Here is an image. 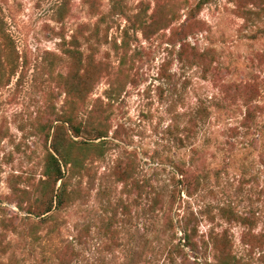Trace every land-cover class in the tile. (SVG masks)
<instances>
[{
	"label": "rangeland",
	"instance_id": "1",
	"mask_svg": "<svg viewBox=\"0 0 264 264\" xmlns=\"http://www.w3.org/2000/svg\"><path fill=\"white\" fill-rule=\"evenodd\" d=\"M142 2L152 12L156 0H0V26L25 64L0 90L3 264H218L205 245L211 231L234 264H264V10L216 0L147 40L131 29ZM127 30L125 88L109 100L103 78L75 104L64 86L74 62L63 49L73 46L63 39L76 36L118 80ZM184 43L194 64L179 60ZM253 83L247 105L252 96L240 92ZM102 101L110 135L86 167L67 173L64 206L44 219L22 210V200L26 209L41 200L57 113L90 123ZM185 220L198 228L204 259L183 245Z\"/></svg>",
	"mask_w": 264,
	"mask_h": 264
},
{
	"label": "trees",
	"instance_id": "2",
	"mask_svg": "<svg viewBox=\"0 0 264 264\" xmlns=\"http://www.w3.org/2000/svg\"><path fill=\"white\" fill-rule=\"evenodd\" d=\"M216 0H156L155 6L151 11V6L142 2L139 6V11L132 17L131 29L135 34L142 33L144 38L151 40V37L162 31H167L171 26L178 22L182 18L183 11L186 12L190 20L196 19V17L201 13L203 8L209 4L214 3ZM237 3L243 5L246 9L247 6H251L258 10H264V0H236ZM248 7V8H249ZM181 28H176L173 33ZM124 43L122 46H117V49L123 50V54L119 58L120 69L116 72L120 75V79H115L111 77L112 72L108 69L102 71V61L99 59L97 53H91L89 55L85 54L80 48H77L79 40L76 36L71 37V41L63 39V46L66 44L73 46V49L65 48L63 49L64 54L68 60L74 62L73 69L69 74H66V82L64 86L66 87V93L69 99H73L75 104H83L86 98L94 90L103 78H107L109 81V89L106 91L107 98L113 100L116 93L122 92L125 88L127 82H122V79L130 78L129 68L127 67L129 59V51L127 47L129 46V33L128 30L124 33ZM184 41L182 40V43ZM176 46V45H174ZM188 45H182L179 51V60L182 63L194 64L190 61V55L187 52ZM22 55L17 50L12 37L0 26V90L11 84L14 76L20 70H24L25 64L22 59ZM126 69L124 70V68ZM61 76H64L63 73ZM107 81V82H108ZM240 94H248L252 97L245 104L252 105L254 101V96L257 93L258 86L256 84H250L243 86ZM102 111L98 108V105H94L90 111L91 122L87 123L84 118L79 119V116L75 113L72 114H58L55 122H59L58 125L54 127V123L49 125L47 128L46 141L49 142V153L47 154L45 167L43 172L44 180L41 181L39 185V190L42 192V197L40 202L31 203L29 208L26 209L23 204L25 199L22 200L20 208L27 211L29 214L35 215L37 217L48 218L51 216L53 211L60 210L65 202L68 195V183H67V173L69 172H79L82 170L87 161L93 156L94 151L102 152L104 144L110 135V124L111 118L106 116L103 107L106 105L103 101L101 102ZM255 113L249 112L248 117L252 120L255 117ZM90 124L91 127L88 128ZM91 129V132H95V138L84 140L83 134L87 130ZM54 130V131H53ZM53 131V133H52ZM90 135V134H89ZM92 140H101L99 143H95ZM92 153V155H90ZM179 174L183 176L184 180L181 184L184 188L191 186V181H189L188 172L184 170H179ZM61 186L58 187V184ZM29 201V200H28ZM169 222L172 223V220ZM170 223V224H171ZM180 229L183 232V245L190 249L194 254L196 261L204 259L205 252L200 250L194 238L198 234V228L192 225L190 221L185 220L180 222ZM226 242L221 243L217 237H214V233L211 231L208 235V240L205 241V245L215 252L218 264H234L235 258L230 253L229 244ZM218 254V255H217ZM62 263H64L62 261ZM0 264L3 262L0 261ZM15 264V263H10Z\"/></svg>",
	"mask_w": 264,
	"mask_h": 264
}]
</instances>
